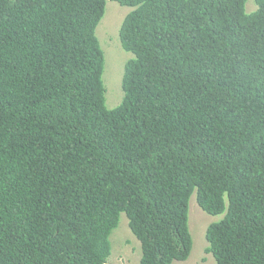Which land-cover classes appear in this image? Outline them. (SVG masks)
<instances>
[{
    "label": "trees",
    "instance_id": "obj_1",
    "mask_svg": "<svg viewBox=\"0 0 264 264\" xmlns=\"http://www.w3.org/2000/svg\"><path fill=\"white\" fill-rule=\"evenodd\" d=\"M107 1L0 0V264H108L121 212L140 264L187 260L194 194L216 264H264V0H115L112 107Z\"/></svg>",
    "mask_w": 264,
    "mask_h": 264
},
{
    "label": "rangeland",
    "instance_id": "obj_2",
    "mask_svg": "<svg viewBox=\"0 0 264 264\" xmlns=\"http://www.w3.org/2000/svg\"><path fill=\"white\" fill-rule=\"evenodd\" d=\"M253 4H250V8ZM133 8L121 5L115 0H108L103 18L99 22L96 34L99 37L105 53L104 83L108 89L110 107L119 104L123 96L121 89V75L124 71L125 62L133 54L124 52L119 41V28L123 18ZM120 80L117 81V78ZM108 105V106H109ZM192 208L190 213L191 233L194 248L189 260L185 264H216L211 253L205 252L207 240L205 237L206 225L211 221L218 220L221 216H211L205 213L196 201L195 194L192 195ZM111 255L108 264H140L141 243L130 229L128 218L124 212L120 214L118 227L112 231ZM185 261V260H184ZM173 264H183L182 261H174Z\"/></svg>",
    "mask_w": 264,
    "mask_h": 264
},
{
    "label": "clouds",
    "instance_id": "obj_3",
    "mask_svg": "<svg viewBox=\"0 0 264 264\" xmlns=\"http://www.w3.org/2000/svg\"><path fill=\"white\" fill-rule=\"evenodd\" d=\"M119 3V2H118ZM251 4H253V3H251ZM122 5V4H121ZM127 6H129V5H127ZM130 7H132V6H130ZM133 8V7H132ZM257 8V6H256V4H253V7L251 8V9H256ZM133 10V9H132ZM131 10V11H132ZM130 11V12H131ZM129 12V13H130ZM129 13H127L126 14V16L129 14ZM125 16V17H126ZM125 17L123 18V20L125 19ZM123 20H122V22H123ZM122 22H121V24H122ZM130 54V53H129ZM129 57H131V54H130V56ZM133 57V56H132ZM190 72V67H188L187 69H185V70H182V71H180V72H176V71H172V75H171V83H172V80L173 79H183L184 81L186 80V77H187V75H188V73ZM122 213V212H121ZM120 213V214H121ZM125 213V212H124ZM127 216V215H126ZM128 218V217H127ZM128 222H129V219H128Z\"/></svg>",
    "mask_w": 264,
    "mask_h": 264
},
{
    "label": "bare ground",
    "instance_id": "obj_4",
    "mask_svg": "<svg viewBox=\"0 0 264 264\" xmlns=\"http://www.w3.org/2000/svg\"><path fill=\"white\" fill-rule=\"evenodd\" d=\"M236 106H237L238 109H244L243 106H241L240 104H237V103L235 102V104L233 105V107H236Z\"/></svg>",
    "mask_w": 264,
    "mask_h": 264
},
{
    "label": "crops",
    "instance_id": "obj_5",
    "mask_svg": "<svg viewBox=\"0 0 264 264\" xmlns=\"http://www.w3.org/2000/svg\"><path fill=\"white\" fill-rule=\"evenodd\" d=\"M189 258H190V257H189ZM189 258H188L187 260H189ZM182 263L185 264V263H186V260H185V261H182Z\"/></svg>",
    "mask_w": 264,
    "mask_h": 264
}]
</instances>
